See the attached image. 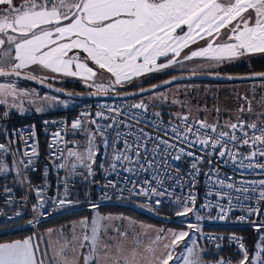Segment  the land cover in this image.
<instances>
[{
	"label": "snow or ice",
	"instance_id": "1",
	"mask_svg": "<svg viewBox=\"0 0 264 264\" xmlns=\"http://www.w3.org/2000/svg\"><path fill=\"white\" fill-rule=\"evenodd\" d=\"M44 25L49 27H42ZM225 28L228 32L224 42L216 43L222 35L221 30ZM178 29L182 34H177ZM8 30L19 33V37L8 35ZM0 35L7 37V42L15 52V55L11 56L10 48L0 56V65L6 63L10 68V71H5L4 66H0V77L19 78L21 70L30 65H39L53 73L79 77L84 81L93 80L97 72L82 61L79 54L68 55L73 49H81L86 53L84 60H91L99 69L110 73L114 77L113 84L124 86L125 83H130L133 77L144 73L163 71L174 64L182 65L183 62L175 58L180 57L181 51L198 39L209 38L204 47L185 55L184 61L202 57L214 62L207 66L213 68L246 55L264 54V0H24L20 5H16L14 0H0ZM5 42V39H0V45ZM169 53L173 55L169 57ZM4 57L8 59L4 60ZM161 57L165 58L166 62L158 63V58ZM199 67L203 69L205 66ZM193 74H196L195 69ZM24 78L37 79L32 74H27ZM256 78L264 80V72L239 77ZM176 79L178 77H173L164 83L170 84ZM96 87L106 90L105 85ZM157 87L159 85L152 86L153 89ZM140 91L151 89L141 88ZM16 95L27 93H18L14 83L0 84V97ZM244 99L247 101V97ZM247 102L248 108L241 107L240 112H253L251 101ZM7 103L6 99H0V104ZM19 106L15 103L9 105L10 108ZM131 107L147 110L143 101ZM4 115L7 116L8 113L5 112ZM96 115L109 119L102 113ZM154 115L160 117L161 113L156 112ZM255 116L257 120L264 121V112L255 113ZM177 119L180 123L165 128L164 136H153L142 128L133 130L132 124L114 118L106 125L91 121L95 124L93 131L85 129L82 120L77 119L71 124V129L85 132L86 148L81 152L76 148L66 147L60 150L59 154L53 153L62 161L55 167L67 171L65 180L77 174L85 175V178L94 176L96 156L99 154L96 137L99 135L105 156L99 167L106 174L114 173L116 176L120 175L121 170L131 176L148 174L150 178L145 179L142 185L133 183V188H138L136 195L149 199L153 196H171L169 189H183L184 177L179 174L173 176L172 169L173 162H179L184 157L191 158L190 170L186 175L188 184L195 186L196 177L201 172L199 165L204 160L203 156H196L193 151L187 150L195 145L212 149L219 146L222 149L218 153L219 157L223 159L227 156L233 161L239 153L227 150L229 143L237 149L241 145L249 146L250 151L243 160L256 162L245 165L242 160L240 166L264 170V163L257 159L264 158V123H249L238 116L237 123L230 122L225 125L231 132H217V125L198 120L195 122L198 127L194 131V125L189 123L187 115L177 114ZM139 122V119H136V123ZM121 125L127 131H122ZM156 128L160 129L159 123ZM201 130H209L216 133V136H210L208 131L201 136ZM236 130L242 135H236ZM169 132L173 135L169 136ZM53 135L55 144L56 138H60V133ZM190 135L195 136V140H190ZM180 145H186L187 148ZM7 152V146L0 143V155ZM37 155L35 146L32 147L31 155L24 153V156L28 157L27 161H20L24 169L33 166L32 157ZM78 168L84 169V173H78ZM8 171V166L0 159V173ZM19 172L20 169H17L18 176ZM205 175L213 188L219 186L222 189L215 192V195L219 199L227 198L228 204L212 205L209 202L201 207L218 208L220 214L217 218L220 220H224L227 212L234 206H240L241 200L248 201L255 195L257 203L264 201V179L237 183L232 181V177L220 178L218 170H210ZM128 179L129 176H125V181ZM167 181L172 183L165 187ZM106 187L114 188L116 183L109 181ZM213 194L211 190L208 192L209 196ZM67 195L65 183V199L58 200L60 206L72 203L66 199ZM195 201L196 196L192 192L176 197L173 201L177 207L176 216L187 218L193 213L196 221L202 220L203 217L198 214L199 210L195 209ZM161 202V199L155 200L156 205ZM43 205L44 201L41 200L39 207L42 208ZM90 207L97 209L98 205L91 204ZM35 208L36 206L34 211ZM246 211L249 217L260 214V209L252 205H248ZM124 219L99 214L93 216L90 222L83 218L78 224L72 225L70 235H65L64 231L60 230L56 237L58 248L51 240H47L44 241L45 247L42 250L40 243L34 242L31 236L11 243H0V264H170V261L174 260H182V264H205L201 256L202 250L193 238L196 233L202 232L198 223H187V231L153 229L151 225L141 223L137 231L135 221L129 220L127 227L123 223H114ZM239 219L244 221L246 217ZM31 223L32 221H29V224ZM255 227L259 232L264 228V221ZM52 232V229L48 230L49 236ZM152 232H155L154 237L150 235ZM164 233H167V236L163 235ZM144 237H148L147 242ZM186 238L191 241V246H188ZM231 239L239 244L242 252L243 258L239 264H264V234L259 236L260 243L255 245L257 251L251 260L240 238L233 236ZM182 244L183 251L174 258L173 251ZM161 246L163 251H159ZM217 264L231 262L219 260Z\"/></svg>",
	"mask_w": 264,
	"mask_h": 264
},
{
	"label": "built area",
	"instance_id": "2",
	"mask_svg": "<svg viewBox=\"0 0 264 264\" xmlns=\"http://www.w3.org/2000/svg\"><path fill=\"white\" fill-rule=\"evenodd\" d=\"M133 104L136 103H133L130 100H94L88 103L78 104L74 107L67 108L61 111L34 114L25 117L14 115L7 109L1 110L0 143L5 144L8 148V152L5 155H7L11 159L15 166L16 184L12 185L8 182L0 180V222L13 221L15 219H21L26 216L28 227H31L36 232H38V226L42 221L56 216L64 208L71 205V203L65 204L64 206H60L58 204L59 199H65V183L67 184L68 192L66 199L72 202V195L76 189L78 181L86 182L88 180V178H85V175L79 174L75 177H68L67 180H65L67 171L55 167V178L52 183H49L47 181L31 182L27 178V174L35 173L39 170L38 161L41 158L42 139L46 140V158L52 161L55 165L61 163L62 161L60 159H57L56 156L53 155V153L59 154L60 150L65 149L66 147L75 148L79 145L78 135L83 130L74 131L71 129V124L77 119L82 120V122L84 123V128L87 126V124H90L95 131V124H92L91 121L95 120L97 124L106 125L108 123H111L112 119L114 118L116 120L132 124L133 130L142 128L146 133L152 134L153 136H164L163 130L165 128L180 123L177 118L174 120L166 119L162 114L160 117H156L154 115L156 111L150 108H147V110L132 108L131 105ZM113 109L115 111H112ZM5 112L8 113L7 116L4 115ZM85 113H87L88 115L85 116ZM97 113H102L104 117H108L109 119L98 117L96 115ZM188 118L189 123H192L194 125L193 130L195 131V128L198 127L195 122L199 119L190 117ZM136 119H139V124L136 123ZM247 122L251 123V121ZM157 123H159L160 125L159 130H157L156 128ZM259 123H264V121H259ZM121 130L127 131V129H125L123 125H121ZM205 131H208V134L212 137L216 136V133L210 132L209 130H201L200 135L203 136ZM219 131L231 132L232 130H230L229 128L222 129L217 126V132ZM33 132L35 133L34 136L32 135ZM57 132L60 133V138H56V142L55 144H53V134ZM249 132L251 133V130H249ZM171 135L173 134L169 132V136ZM236 135H242V133L239 130H236ZM164 138L168 139V137ZM189 138L190 140H195V136L190 135ZM50 145H52V147H50ZM33 146H35L38 155L32 157L34 161L33 166L28 169H24V165L21 164L20 161H27L28 157L24 156V153L28 152L29 155H31ZM180 146L187 148L186 145ZM226 148L227 150H230L232 152L238 151L239 154L237 155L235 161L229 159L227 156H225L223 159L220 158L218 153L222 149L219 146H217L216 149L200 145H195L192 148H187V150L193 151L196 156L204 157L203 162L199 165L201 172L196 177L195 186L191 187L188 184V177L186 175L190 170L191 158L184 157L179 162H173L174 167L172 169L173 176L179 174L184 177L183 189H181L180 187H176L174 188V190L169 189V191L172 192L171 196H153L151 199L143 195H136L135 192L138 191V188H133V183L142 185L145 179L150 178L148 174L131 176L121 170L120 175L116 176L114 173L106 174V172L98 165L97 175L99 178V186L101 189L99 197L106 201L116 203L139 200L154 209H162L174 205L175 203L173 201L176 197L186 196L189 192H192L196 196L195 205L201 209H205L201 206L209 202H211L212 205L219 203L227 206V198L219 199L215 195V192L222 191V189H220L219 186L213 188L205 173H208L210 170H218L220 178L224 179L227 177H232L233 182L239 183L240 181H259L261 179H264V170L258 168L249 169L240 166L243 157L246 156L250 151L249 146L241 145L237 149L234 148L231 143H229ZM108 152L110 159V148L108 149ZM104 159L105 156L103 146L100 154L99 164ZM257 159L260 163H264V158ZM208 161H211L212 163L210 164ZM250 162L255 163L256 161L243 160V163L245 165ZM17 169H20L19 176L17 175ZM125 176H129L128 181H125ZM213 179H215V177H213ZM109 181L115 182L116 187H106ZM171 183L172 181H167L165 187H167L168 184ZM38 190L40 191L39 195ZM210 190L214 193L211 196L208 195V192ZM156 199H161V204L156 205ZM41 200L44 201V205L42 208L39 207ZM248 205L259 208L260 214H254L249 217L246 211ZM34 206H36L35 211ZM205 210L220 214L218 208L215 207L207 208ZM242 216L246 217L244 221H241L239 219ZM224 220L232 222L237 226L256 228V224L264 221V201L257 203L255 195H253V198L248 201L241 200L240 206H234L230 211H228L227 216ZM29 221H32V223L29 224ZM261 234H264V228L260 229V235ZM233 236L239 237L240 242H242L245 246L244 238L236 233H227L220 230H209L205 233L204 238L207 245L210 247L227 245L228 247L239 249V244L231 239V237ZM224 261H230V258H225Z\"/></svg>",
	"mask_w": 264,
	"mask_h": 264
},
{
	"label": "rangeland",
	"instance_id": "3",
	"mask_svg": "<svg viewBox=\"0 0 264 264\" xmlns=\"http://www.w3.org/2000/svg\"><path fill=\"white\" fill-rule=\"evenodd\" d=\"M24 2V0H17L14 1L16 5H20ZM187 30L186 28L184 29ZM177 34H182L180 31H177ZM8 35H13L19 37V33H13L11 30H8ZM0 39H5V44L0 45V56L3 55L5 51L12 48L10 53L11 56L15 55L14 48L7 42V37L0 35ZM208 39H205L207 41ZM207 42L202 41L199 45L203 47L206 45ZM74 54H79L82 61L86 62L89 67H92L94 71L97 72V75L94 77L93 80L84 81L79 77H69L64 76L63 74L53 73L50 69H44L42 66H39L41 69L46 70L47 74L44 76L50 75V77H41V75H37L25 70H21L22 72L35 75L53 85L58 87H62L68 90H72L74 92H89V93H119L125 92L130 90L140 89L149 85H152L162 79H166L167 77L178 75V74H193V70H196V74H207V73H214V74H228L232 67H236L240 64H250V61L264 56V54H252L246 55L244 57L236 59L234 62H227L223 63L217 67L209 68L207 67L209 64L214 63L208 61L206 58L196 57L189 61H184L183 57L188 54H181L180 57H176L175 59L178 61H182L181 64H174L169 68L159 71V72H152V73H144L139 77H133L130 83H125L124 86L115 85L112 83L114 77L111 76L106 70H101L95 65L94 62L91 60H84L86 55L82 54L81 51H75L72 53H68L69 56ZM173 54L170 53L169 57ZM7 57H4V60H7ZM166 62V59L161 57L158 58V63ZM204 65L205 67L201 69L199 66ZM0 66H7V64H2ZM5 70H10V68H5ZM74 70V68H73ZM251 66L248 69L239 70L235 72L236 74L240 73H249L255 72ZM1 79H14V77H1L0 81H8V80H1ZM25 81V80H24ZM25 83H31L25 81ZM31 87L35 89V91H40V95H32L27 92V95H16L12 97L16 103L24 108L26 112H37V113H45L51 110H64L65 108H70L75 105H78L80 101L73 100L67 97H61L54 93L45 91L35 84H29ZM91 85V86H90ZM96 85H105L106 90H99ZM18 93H23L17 90ZM247 97V101H251V107L253 112L248 113L240 112L241 107L244 109L248 108V102L244 99ZM47 98V99H46ZM54 98V99H53ZM133 103H140L141 101L147 105V108H150L156 112L163 111V108H169L168 110L173 112V114L177 117V114L187 115L190 118H195L199 120H205L209 124L217 125V119L222 117L223 118V125L225 127L228 123H236L237 117L241 118L242 114L252 115L259 112H264V80H254V81H246V82H229V83H219V82H199V81H191V82H180L172 84L166 88L161 90L154 91L147 95L141 96L136 99H130ZM174 101H176L174 103ZM42 109L41 111H37V109ZM218 110V111H217ZM23 111V112H24ZM224 116V117H223ZM242 119V118H241ZM255 121L259 123L258 120H251V122ZM218 126V125H217ZM219 127V126H218ZM85 129H91L90 124H87ZM94 131V130H93ZM79 145L75 147L78 151L83 152L87 145V137L84 131H81L78 135ZM96 144L98 147L99 154L96 156V165H94L95 174L97 173V168L99 165L100 154L103 148V143L101 137L97 135L96 137ZM42 152V147H41ZM51 163H53L51 161ZM48 162V164H44V173L47 170L46 175H50L54 169L53 165ZM54 164V163H53ZM78 173H84V169L78 168ZM79 175V174H77ZM76 175V176H77ZM95 176V175H94ZM92 177H88V179H92ZM73 201L71 205L64 208L61 212H59L56 216L50 217L42 221L38 226V233L28 227L26 224L27 222L17 220L15 225L12 226H1L0 225V233L10 229H16L19 227L22 228H31L33 230V235L30 234L29 237L34 238V242H39L40 247L43 250L45 247L44 241L51 240L55 247H59V244L56 241L57 234L60 230H63L65 235H70L71 227L73 224H78V222L83 219L87 218L89 222L91 221L92 217L99 214L102 216H113V217H124L123 221L116 220L114 223H123L125 227L129 226L128 221H135L136 222V230L139 231V225L141 223L145 225H151L153 229H172L175 231H187L186 224L187 223H198L200 228L202 229L201 233H196L193 238L197 240V244L199 249L202 250L201 256L202 259L205 261V264H217L219 260H225L228 258L226 254L222 253L225 249H233L234 252L241 253L238 256V260H234L231 257L230 262L231 264H239V261L242 257V252L240 249H236L234 247L225 246H218V247H210L207 245L205 241V233L209 230H218L214 227H221V226H233V227H244V226H237L232 222L220 220L217 217L219 214L213 211L201 209L195 205V209H198V214L203 217L202 220L196 221L195 214L190 213L187 218L185 217H178L176 216L177 207L176 205H172L170 207H166V211H162L161 209H154L149 205L143 203L139 200H134L131 202H123V203H116V202H109L106 201L99 196L96 198L78 200V198L73 197ZM91 204L98 205L97 209H92L90 207ZM111 205V206H110ZM190 207L192 205H189ZM76 213L77 217L68 219L66 217L67 214ZM139 214H146L162 221L161 224H154L147 220L141 219L137 216ZM16 220V219H15ZM176 225H175V224ZM52 229L53 232L51 236L48 234V230ZM79 231V229H77ZM40 240L38 239V235ZM152 237L155 236V232L150 233ZM163 235L167 236V233ZM28 237V236H27ZM244 238V237H243ZM145 242H147L148 237L143 238ZM170 239V238H169ZM9 241V240H8ZM188 246H191V241L186 238ZM245 241V239H244ZM5 242V241H4ZM167 242V240H165ZM245 248L249 253V259L251 260L252 257L255 256L257 249L250 254V248L245 242ZM159 251H163L162 246L160 247ZM183 251V244L178 246L173 251L174 258L178 256ZM209 253L213 255H217V259L209 257ZM51 254V253H50ZM170 264H182V260H174V262L170 261Z\"/></svg>",
	"mask_w": 264,
	"mask_h": 264
},
{
	"label": "trees",
	"instance_id": "4",
	"mask_svg": "<svg viewBox=\"0 0 264 264\" xmlns=\"http://www.w3.org/2000/svg\"><path fill=\"white\" fill-rule=\"evenodd\" d=\"M249 66H251L256 71H264V56L251 60L250 64L243 63L240 65H237L236 67H232L229 70L230 71L229 73H235V72H238L239 70L248 69ZM90 101H94V100L80 101L79 104L88 103ZM168 109L163 108V111H161L160 113L166 119H170V120L176 119L177 117L173 114V112L169 111ZM241 118L245 121L257 120L255 114H252V115L242 114ZM258 121H261V120H258ZM216 124L222 129L227 128V127H224V125H223V118L222 117L217 119ZM41 147H42L41 158L38 161L39 170L35 173H28L27 178L31 182H45V181H47L49 183H52L54 178H55L54 169H53V171H51L52 173L50 175H45V173H44V164H48V162L51 163V161L48 158H46L47 151H46V140L45 139H42ZM51 164H53V163H51ZM100 193H101V189L99 186V178H98V175L96 173L92 179H88L86 182L78 181L76 189L73 193V197L78 198V200H84L87 198L89 199V197L90 198H96L100 195ZM161 210L166 211L167 209L165 207V208H162ZM76 213L77 212L67 214L68 217H66V218L71 219V218L77 217ZM137 216L141 219L147 220V221L152 222L154 224H161L162 223V221L160 219H157V218L152 217L150 215L137 213ZM17 220L25 221V220H27V217L24 216L23 218L17 219ZM17 220L1 221L0 225L9 227V226L17 224L16 223ZM214 228L218 229L220 231H223V232H227V233H236V234H239L242 237H244L246 244L250 248V250H249L250 254L256 250L255 245L257 243H260V240H259L260 231L258 232L257 229L254 227L221 226V227H214ZM30 234H33V230L31 228L19 227L16 229H10V230L8 229V230L0 233V242H4V241H8V240L12 241V240H16V239H22V238L29 236ZM222 253L226 254L227 256L228 255L231 256V258L234 260H238V256L241 254L239 252H234L233 249H225L222 251Z\"/></svg>",
	"mask_w": 264,
	"mask_h": 264
},
{
	"label": "water",
	"instance_id": "5",
	"mask_svg": "<svg viewBox=\"0 0 264 264\" xmlns=\"http://www.w3.org/2000/svg\"><path fill=\"white\" fill-rule=\"evenodd\" d=\"M10 71V70H5ZM264 71H255V72H249V73H228V74H214V73H207V74H178L173 75L170 77H167L166 79H162L152 85L143 87L144 89H151V91H144L141 92L140 89L136 90H130L125 92H119V93H89V92H74L72 90H68L62 87H58L56 85H53L39 77H37L36 80L31 79H25L24 76L28 73L21 71V77L20 79H23L25 81L31 82L38 86L39 88L54 93L56 95H59L61 97H67L73 100L77 101H89V100H130V99H136L141 96L147 95L149 93H152L157 90H161L163 88H166L172 84L180 83V82H191V81H199V82H219V83H229V82H246V81H254V80H262L260 78L256 79H239V77H247L252 76V74L255 73H261ZM15 77V76H10ZM173 77H178V79L174 80L170 84H165L164 81L166 80H172ZM227 77H237L236 79H228ZM1 78V77H0ZM18 78V77H17ZM50 85V86H49ZM153 85H159L157 88H152ZM132 93H137L136 95H133Z\"/></svg>",
	"mask_w": 264,
	"mask_h": 264
},
{
	"label": "crops",
	"instance_id": "6",
	"mask_svg": "<svg viewBox=\"0 0 264 264\" xmlns=\"http://www.w3.org/2000/svg\"><path fill=\"white\" fill-rule=\"evenodd\" d=\"M65 23H67V21H65ZM42 27H49L48 25H44ZM177 31H180L179 29ZM222 32V35L216 40V43H221V42H224L226 36H227V32H228V29L225 28V29H222L221 30ZM178 33V32H177ZM205 39H209V38H205ZM205 39L203 40H197L195 43H192V44H189L188 47L184 48L182 51H181V54H190L192 51L194 50H197L199 48H201V45H199L202 41L204 42H207L205 41ZM60 42H66V41H60ZM205 46V45H204ZM203 46V47H204ZM75 51H81L82 54L86 55V53H84L81 49H73L72 51H70L69 53H72V52H75ZM170 54V53H169ZM235 60H233L232 62H234ZM224 63H227V62H224ZM223 64V63H222ZM5 68H9L8 66H6ZM25 71H28V72H31V73H34V74H37V75H41V77H50V75L48 76H44V74H47L46 70H43L41 69L39 66L37 65H30L28 66L27 68L23 69ZM1 80H8V81H0V84H8V83H14L15 84V87L17 90H19L20 92H27L29 94H32V95H37L39 96L41 93L40 91H35V89L33 87H31V83H25V81L23 79H20V78H17V77H14V79H1ZM13 96H7V97H0V99H6L7 100V104H0V111L3 110V109H7L9 110L12 114L14 115H19V116H30V115H34V114H41L42 112L40 113H35V112H25L24 111V108L22 106H19V107H9L10 104H17L19 105L18 103L15 102V100L12 99ZM74 107V106H73ZM71 108V107H70ZM67 109V108H65ZM24 111V112H23ZM56 111H61V110H51V111H47L45 113H50V112H56ZM0 159H2L4 161V163L8 166L9 168V171L7 173H0V180L4 181V182H8L10 184H16V180H15V174H16V169H15V166L13 164V162L11 161V159L3 154V155H0ZM53 167H54V172H55V164H52ZM75 176V175H74ZM73 176V177H74ZM25 222H27L25 220ZM27 224V223H26ZM38 233V232H37ZM33 235V234H32ZM38 235V234H37ZM29 237V236H28ZM28 237H25V238H28ZM25 238H22V239H16V240H23ZM38 239L39 241H42V239L40 240L39 238V235H38ZM16 240H12V241H5V242H0V243H11L13 241H16ZM209 257L213 258L214 261L215 259H217V255H213L212 253H209L208 255ZM229 256V255H228ZM231 257V256H229ZM242 259V258H241Z\"/></svg>",
	"mask_w": 264,
	"mask_h": 264
}]
</instances>
